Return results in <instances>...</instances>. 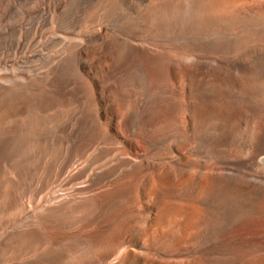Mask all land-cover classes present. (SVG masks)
I'll return each instance as SVG.
<instances>
[{
	"label": "bare ground",
	"instance_id": "bare-ground-1",
	"mask_svg": "<svg viewBox=\"0 0 264 264\" xmlns=\"http://www.w3.org/2000/svg\"><path fill=\"white\" fill-rule=\"evenodd\" d=\"M174 36L186 42L179 43L180 39L179 45L172 41ZM209 52H219L223 59L209 58ZM102 88L107 89L105 94ZM133 90L138 106L122 123L123 135L132 136L138 128L145 133V148L162 150L169 145L171 154L194 143L193 152L203 159L213 145L231 146L226 152L241 153L256 145V156L245 163L253 173H212L209 166L207 173L201 167L194 174L190 171L197 157L192 153L162 164L161 173L152 159L137 160L129 154L99 166L93 172L95 182L109 179L122 166L131 168L126 177L146 173L142 194L151 192L164 199L155 202L156 217L169 213L168 205H177L166 201L175 198L174 188L190 182L182 191V197L191 201L186 205L188 215L207 226L218 222V235L237 219L241 230L254 227L264 240V129L257 135L264 127V0H0V164L20 155L38 136L47 140L55 133L39 130L43 122L36 118L37 109L78 108L90 95L96 115L87 111L76 131L66 127L68 149H76L106 114L111 128H117L113 124L117 110L132 99ZM105 149H99V158ZM153 168L155 172H148ZM81 191L77 187L53 195L50 203L34 211L30 206L29 217L1 237L0 264L14 244L27 251L43 240L44 227L58 212L97 199V195L76 198ZM216 202L227 206L224 215L216 214ZM72 253L69 248L50 252L29 264H58ZM220 262L216 255L205 253L192 264ZM227 263L239 264L235 257Z\"/></svg>",
	"mask_w": 264,
	"mask_h": 264
},
{
	"label": "rangeland",
	"instance_id": "rangeland-1",
	"mask_svg": "<svg viewBox=\"0 0 264 264\" xmlns=\"http://www.w3.org/2000/svg\"><path fill=\"white\" fill-rule=\"evenodd\" d=\"M239 29L237 28L235 31ZM174 37H172L173 42L178 43L180 39L179 43L186 42L183 40L184 37H182L183 39L181 36H178V39L176 36ZM177 43L174 44L178 45L179 43ZM206 56L223 59L219 52H209ZM92 72L94 75L100 76V72L96 70H92ZM108 84L110 85V83ZM101 91L105 94L107 89L102 88ZM128 92H132V99L118 108V117L113 122L117 128L115 130L111 128L109 116L106 114L100 120L101 122L95 121L89 138L80 142L76 149H68L71 143L68 142L69 131L66 129L72 127V130L76 131L87 111L93 116L96 115L97 107L95 104H91L89 94L82 100L80 104L84 105L82 108L80 105L78 108L68 106L70 109L55 106L48 111L36 110V118L43 122L38 126L39 130L48 129L55 133L51 134L47 140H42L38 136L28 144L20 155L1 162L0 239L6 232L11 231L29 217L28 208L30 206L34 211L41 204L49 202L53 195L68 194L78 187L83 194L80 193L76 198L84 199L97 195V199L91 200V202L87 201V204L83 203L84 206H76L72 211L58 212L49 219L50 223L48 221L44 227L45 237L43 240L27 251L23 250V246L19 247L20 245L14 244L13 248L4 255L1 264H29L50 252H59L66 248L72 249L73 253L58 264H192L196 257L205 253L210 254L212 258L216 255L217 259L221 261L220 264H230L227 261L232 257H235L236 263L239 264H246L253 259H259L257 264H264L262 262L264 240L259 238L254 227L241 230L239 227L241 221L234 219L230 227L218 235V222H211L208 226L203 225L198 218L185 212L188 209L186 205L191 204V201L182 197L184 195L182 191L189 188L190 182L181 183L179 187L174 188L175 198L171 196L166 201L170 203L174 200L177 205H168L169 213L163 214L161 217L154 215V212H157L155 202L159 199L164 201V199L151 192L146 195L142 194L146 173L141 177L138 174L126 177L125 173L131 172V168L122 166L109 179L99 183L95 182L93 172L99 166L110 163L120 155L131 154L137 160L152 159L155 165L160 166L161 173L165 169L162 164H166V162H175L190 153L196 157L199 155V152L192 150L195 148L194 143L184 146L181 148L182 150L179 149L178 153L173 154L168 153L169 145L162 146V150L160 148H145L142 144L145 133L139 131L138 128L135 129L132 136L123 135L122 123L129 115L128 113L137 109L138 106L134 97L138 96L137 92L135 91V93L134 90ZM80 95L78 96L81 97L83 94ZM73 108L76 110L75 120H71ZM182 116L179 115V118L182 119L181 121H185V117ZM24 117V115L20 116L22 120L25 119ZM213 125L212 127L217 126L214 122ZM231 128L234 129L233 124ZM242 128L243 126L240 127V129ZM261 128L257 131L258 136L263 132L264 127L261 126ZM259 131L262 132L259 133ZM112 132L116 139L110 138ZM201 144L205 146L203 142ZM255 146L249 152L241 153L226 152L231 146L213 145L209 147L208 154L204 153L205 157L208 156L204 158L205 160L199 158L200 156L195 157L192 165L194 169H191L190 172L197 174L202 167L203 171L201 172L205 174L207 173L206 168L210 166L212 173L222 174V172L230 171L253 173L245 163L256 156ZM101 148H106L107 153L99 158V149ZM155 156L159 157L155 159ZM67 167H69L68 170ZM148 172L153 173L155 169H150ZM199 200L201 199L198 198L196 204L200 203ZM58 202H55L54 205H61L63 200ZM218 202L215 203V206ZM219 203V209L217 208L218 211L216 209L215 211L216 214L218 212L222 216L226 213L225 207L227 206ZM235 245H238L239 249L234 248ZM244 248H250L251 251H244ZM53 256L54 253H51L48 257L52 259Z\"/></svg>",
	"mask_w": 264,
	"mask_h": 264
}]
</instances>
